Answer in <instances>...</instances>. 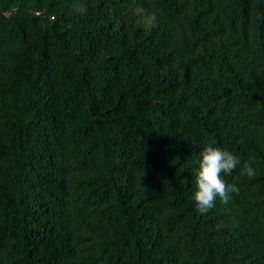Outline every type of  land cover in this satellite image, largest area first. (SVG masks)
I'll return each instance as SVG.
<instances>
[{
  "label": "trees",
  "instance_id": "16d2710c",
  "mask_svg": "<svg viewBox=\"0 0 264 264\" xmlns=\"http://www.w3.org/2000/svg\"><path fill=\"white\" fill-rule=\"evenodd\" d=\"M0 264H264V0H0Z\"/></svg>",
  "mask_w": 264,
  "mask_h": 264
},
{
  "label": "clouds",
  "instance_id": "9594fccd",
  "mask_svg": "<svg viewBox=\"0 0 264 264\" xmlns=\"http://www.w3.org/2000/svg\"><path fill=\"white\" fill-rule=\"evenodd\" d=\"M253 161H244L233 153L219 147L206 146L200 153L198 169L196 171V191L193 199L196 208L201 213H207L215 207L217 198L227 203L230 193L238 192L235 184L227 183L222 177L230 175L238 166L241 167V175L249 178L256 175Z\"/></svg>",
  "mask_w": 264,
  "mask_h": 264
}]
</instances>
